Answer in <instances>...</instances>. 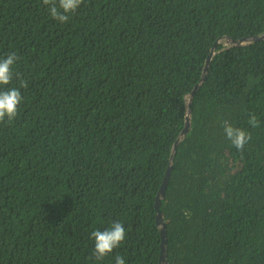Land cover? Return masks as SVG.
<instances>
[{
  "label": "trees",
  "instance_id": "trees-1",
  "mask_svg": "<svg viewBox=\"0 0 264 264\" xmlns=\"http://www.w3.org/2000/svg\"><path fill=\"white\" fill-rule=\"evenodd\" d=\"M262 34L264 0H84L63 24L0 0V59L19 57L0 90L23 97L0 122V264H162L171 163L169 264H264V40L218 44L202 80L219 38ZM113 221L125 240L97 260Z\"/></svg>",
  "mask_w": 264,
  "mask_h": 264
},
{
  "label": "clouds",
  "instance_id": "clouds-1",
  "mask_svg": "<svg viewBox=\"0 0 264 264\" xmlns=\"http://www.w3.org/2000/svg\"><path fill=\"white\" fill-rule=\"evenodd\" d=\"M84 2V0H42V4L47 6L49 15L60 23H66L70 19V15L75 13L77 8ZM226 46V45H225ZM19 59L15 52L7 55L6 58L0 59V86L9 85L13 79V64ZM20 88H27V81L20 79ZM23 97L19 88H5L0 90V122H4L5 118L12 121L18 112V105ZM248 123L253 127H259L255 114L249 116ZM223 129L226 138L238 150H243L244 146L251 139V134L244 129L234 127L227 120L223 121ZM125 228L122 222L113 221L110 227L104 230H94L91 232V239L94 241V248L92 255L101 260L114 248L118 247L125 240ZM115 264H125V259L117 255L115 257Z\"/></svg>",
  "mask_w": 264,
  "mask_h": 264
},
{
  "label": "water",
  "instance_id": "water-1",
  "mask_svg": "<svg viewBox=\"0 0 264 264\" xmlns=\"http://www.w3.org/2000/svg\"><path fill=\"white\" fill-rule=\"evenodd\" d=\"M258 40H264V34L262 35H251V36H246L243 38H240L238 40L232 39L229 36H226L224 38H219L214 47L212 48V51L205 63L204 66V74L202 76V80H205L208 74L209 66L211 63L212 57L216 54V46L220 43H223L227 47H243L245 45L251 44L252 42L258 41ZM191 98L188 100V112L186 114V121H185V127L183 131L180 134V137L178 138L177 142L174 145L173 149V154H172V159L175 156V150L176 147L181 139L185 137L187 134L188 130L190 129L191 126V118H192V110H191ZM174 169V164L171 163V165L168 167L165 178L163 180V183L160 187V190L158 192V195L156 197V204L155 207L157 209V224L160 229L161 233V255H160V261L162 264H169L168 262V234H167V227H166V222L163 219V215L160 209V206L162 204V201L165 199L166 196V191L169 185V180L170 176L172 173V170Z\"/></svg>",
  "mask_w": 264,
  "mask_h": 264
}]
</instances>
